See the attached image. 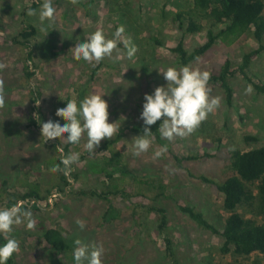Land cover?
<instances>
[{
	"label": "rangeland",
	"instance_id": "obj_1",
	"mask_svg": "<svg viewBox=\"0 0 264 264\" xmlns=\"http://www.w3.org/2000/svg\"><path fill=\"white\" fill-rule=\"evenodd\" d=\"M193 2L53 0L54 26L41 34L38 12L43 0L35 9L37 15L31 17L26 14L33 6L30 0H0V64L5 65L0 81L6 94L5 105L0 107V207L21 201L19 197L32 189L42 196L48 191L55 194L48 199L50 206L40 203V210L30 208L37 221L35 228L28 230L24 224L14 228L13 235L20 242V252L13 256L15 264H75L72 253L76 239L89 245L102 244V264H264V254L242 258L221 254L222 239L180 211V206L191 205L211 222L224 218L223 194L200 177L222 183L232 174L233 150L264 146V95L255 90L246 94L250 84L242 75L230 80L231 105L223 89L209 85L210 96L221 98L220 107L191 134L165 139L177 156L203 158L186 162L183 169L168 151L156 157L155 152L163 147L154 140L148 152L133 154L132 140L140 134L132 128L143 122L140 116L144 97L167 84L158 70L180 66L177 54L172 52L179 43L191 53L206 40V31L187 32L176 19L180 12L191 10ZM120 26L125 32L111 57L99 63L75 58L74 48L78 41H86V35L102 30L111 39ZM30 27L35 29L30 39L33 60L29 66L35 74L32 79L25 72L28 50L21 44L25 40L19 37ZM129 38L138 49L132 59H128L123 43ZM258 48L259 43L248 34L232 46L218 43L192 66L216 74L227 60L237 68L246 53ZM250 73L264 84V53L254 61ZM33 90L39 93L38 100L32 96ZM90 93L105 95L109 122H118L121 127L112 139L122 136L115 148L122 152L130 176L117 174V180L112 181L104 177V161L111 154L101 149L110 139L102 140L93 154L85 147L86 134L77 145L67 141L62 144L61 137L46 143L41 123L39 129L27 127L34 107L40 110L43 122H66L56 115L57 110L69 100L79 101ZM37 112L34 117H38ZM67 136L65 133L64 138ZM246 137H257L259 141L247 143ZM54 144L70 145V154L80 153L68 176L71 186L64 194L57 191L60 172L52 171L62 159ZM113 186L117 195H108L107 200L81 194L96 191L107 195ZM56 197L61 198L58 204ZM152 208L165 211L167 224L163 230L162 214ZM239 212L264 224L261 217L243 209ZM78 219L85 221L83 230L76 224ZM46 229L62 231L71 251L60 254L51 249L41 238ZM168 240L173 247L170 254Z\"/></svg>",
	"mask_w": 264,
	"mask_h": 264
},
{
	"label": "trees",
	"instance_id": "obj_2",
	"mask_svg": "<svg viewBox=\"0 0 264 264\" xmlns=\"http://www.w3.org/2000/svg\"><path fill=\"white\" fill-rule=\"evenodd\" d=\"M30 2L33 4L31 7L33 9H37L40 4V0H30ZM176 19L179 21L180 27L186 28L187 32L202 33L206 31L205 42L191 53L186 50L182 42L172 49V52L178 56L180 66L192 65L199 61L218 43L232 46L242 37L252 34L253 38L259 43V48L246 53L237 68H234L232 62L227 60L219 73L212 74L209 85L223 89L227 96V102L231 105L233 102V89L230 85V80L240 74L253 86L256 92L264 95V84L250 73L254 61L264 53V0H194L192 9L187 12H180ZM29 30L20 32L19 37L25 40L21 43L28 50L25 72L27 77L32 79L35 74L30 71L29 66V63L33 60L30 39L35 35V29L30 27ZM255 79L258 83L254 81ZM31 93L32 96L40 97L39 93L34 90ZM34 112H37L38 117H34ZM32 113L33 115L28 118L27 127L39 129L41 122L39 117V115L41 116L40 110L34 107ZM161 123L162 121H158L156 125L151 126L155 137L154 141L162 147L167 146V151L173 155L181 168L186 169L184 167L186 162L203 158V156L180 157L174 154L168 142L160 136L158 129ZM143 129L144 122L134 126L132 132L142 135ZM121 139L122 136L118 135L114 139L107 140L101 149L111 154V157L105 159L103 167L104 177L111 181L117 180V174L130 176L122 160V152H117L115 148ZM246 141L247 143H257L259 139L257 137H246ZM52 147L58 153H60L59 148L62 147L64 154H70V145L63 147L61 144H54ZM57 163L63 168L61 159H58ZM230 168L231 176L222 183L204 176L200 177L203 182L216 185L217 190L223 194L222 209L225 214L224 218L220 216L215 223L211 222L203 212L191 205L180 206V211L199 227L222 239L221 254L232 255L237 258L264 254V224L259 223L254 218H246L245 215L239 212L240 209H243L254 217L264 219V146L249 151L233 150L231 152ZM134 177L132 178L134 179ZM69 186L71 184L68 181V176L60 172V185L57 191L64 194L65 189ZM116 189V186H113V191L107 195L96 191L82 192L81 194L107 200L108 195H117ZM51 195H55L53 191H48L47 195L42 196L38 190L32 189L19 198L21 201H27L28 206L32 210H40V203H42V206H50L48 199ZM16 202L10 201L7 207L12 206ZM55 202L58 204V202H61V198L56 197ZM151 210L162 214L160 227L163 230L167 224L165 211L158 208H152ZM220 223H222V226H219ZM41 238L51 249L60 254H66L71 251L68 239L58 229H46L41 234ZM3 242V237L0 236V243ZM167 242V251L170 254L173 247L171 241L168 240ZM8 264H15L14 258H11Z\"/></svg>",
	"mask_w": 264,
	"mask_h": 264
},
{
	"label": "clouds",
	"instance_id": "obj_3",
	"mask_svg": "<svg viewBox=\"0 0 264 264\" xmlns=\"http://www.w3.org/2000/svg\"><path fill=\"white\" fill-rule=\"evenodd\" d=\"M55 12L53 0H43L38 12L41 34H47L53 28ZM26 14L30 17L36 16L37 11L29 7ZM124 32V27L120 26L111 39L107 38L102 30L95 31L90 37L86 35V41H78L74 48L75 58L88 63L93 61L99 63L104 58L111 57L113 51L118 49ZM123 43L127 48L128 59H132L138 49L130 38L124 39ZM4 67L5 65L0 64V71ZM158 71L167 84L157 87L154 93L144 97L145 102L140 116L144 122L143 134L132 140L133 154L136 156L148 152L151 148L155 139L151 126L156 125L158 121H162L158 129L160 136L171 141L177 136L184 137L191 134L221 104L220 97H211L209 94L208 86L212 76L210 72L200 71L192 65L170 66L163 72ZM253 91L252 85H248L245 89L246 94H251ZM5 96L3 81H0V107L5 105ZM104 97L105 95L90 93L79 101L73 98L56 112V115L63 116L66 122L41 121L42 137L46 143L61 137L62 144L67 141L77 145L86 134L85 147L90 153L95 154L102 140H111L121 129L117 126L118 122H109V104ZM65 133L68 134L66 138H64ZM59 151L63 168L58 164L52 168V171L63 172L65 176H69L72 165L78 163L80 159V153L64 154L62 147ZM165 152L167 146L155 152V156L160 157ZM36 223L27 201H17L10 207H0V236L4 241L0 243V264H8V261L20 252V242L13 235L14 228L24 224L28 230H32ZM76 224L81 230L86 226L85 221L79 219ZM74 245L72 256L75 264H85V262L102 264L105 253L102 244L89 245L81 239H76Z\"/></svg>",
	"mask_w": 264,
	"mask_h": 264
}]
</instances>
